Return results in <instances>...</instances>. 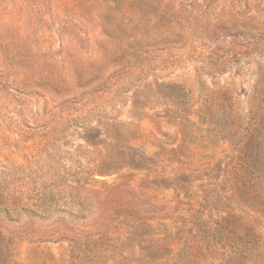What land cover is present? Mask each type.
Wrapping results in <instances>:
<instances>
[{
  "label": "rangeland",
  "instance_id": "obj_1",
  "mask_svg": "<svg viewBox=\"0 0 264 264\" xmlns=\"http://www.w3.org/2000/svg\"><path fill=\"white\" fill-rule=\"evenodd\" d=\"M0 264H264V0H0Z\"/></svg>",
  "mask_w": 264,
  "mask_h": 264
}]
</instances>
